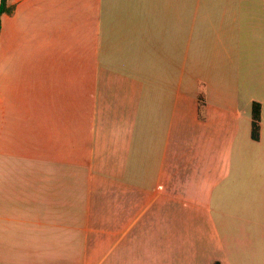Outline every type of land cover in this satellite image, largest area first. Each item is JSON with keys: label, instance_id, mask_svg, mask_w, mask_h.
<instances>
[{"label": "crops", "instance_id": "crops-1", "mask_svg": "<svg viewBox=\"0 0 264 264\" xmlns=\"http://www.w3.org/2000/svg\"><path fill=\"white\" fill-rule=\"evenodd\" d=\"M10 4L0 264H264V0Z\"/></svg>", "mask_w": 264, "mask_h": 264}, {"label": "rangeland", "instance_id": "rangeland-1", "mask_svg": "<svg viewBox=\"0 0 264 264\" xmlns=\"http://www.w3.org/2000/svg\"><path fill=\"white\" fill-rule=\"evenodd\" d=\"M19 77H16V80L13 78L11 72H0V90L1 93L6 94L5 97H10L14 103L19 106V110H25L26 103H31L33 105L35 98V84L32 82H20L18 81ZM10 99V100H11ZM32 99V100H31ZM31 100V101H30ZM2 248H0L1 250ZM19 248H6V253L3 254L0 251V256L8 257L11 261H19V256L17 254Z\"/></svg>", "mask_w": 264, "mask_h": 264}, {"label": "trees", "instance_id": "trees-1", "mask_svg": "<svg viewBox=\"0 0 264 264\" xmlns=\"http://www.w3.org/2000/svg\"><path fill=\"white\" fill-rule=\"evenodd\" d=\"M15 10V7L10 4V0H1L0 3V34L2 31L3 17L5 15H11ZM204 102L201 101L200 104V118L204 119V114L202 112V107ZM253 123H252V137L254 140L259 139L260 121H261V105L259 103L253 104Z\"/></svg>", "mask_w": 264, "mask_h": 264}]
</instances>
